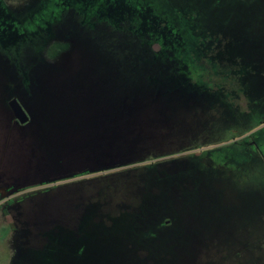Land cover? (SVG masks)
<instances>
[{
    "label": "rangeland",
    "instance_id": "1",
    "mask_svg": "<svg viewBox=\"0 0 264 264\" xmlns=\"http://www.w3.org/2000/svg\"><path fill=\"white\" fill-rule=\"evenodd\" d=\"M35 1L4 0L17 17ZM168 6L196 10L223 102L73 11L0 52V264H264L263 178L238 173L264 125V0Z\"/></svg>",
    "mask_w": 264,
    "mask_h": 264
},
{
    "label": "trees",
    "instance_id": "2",
    "mask_svg": "<svg viewBox=\"0 0 264 264\" xmlns=\"http://www.w3.org/2000/svg\"><path fill=\"white\" fill-rule=\"evenodd\" d=\"M168 4L169 0H40L25 16L16 17L0 0V52L14 62L24 46L49 40L52 28L73 9L75 13L81 11L83 17L76 15L82 25L106 23L112 30L130 34L148 48L156 45L153 58L172 62L185 88L196 93L215 94L216 100L223 102L225 96H230L231 89L224 87L226 76L208 60L212 38L203 33L205 29L198 24L195 9L191 6L171 8ZM125 22H129L128 27H124ZM260 123L262 121L257 125ZM252 140L253 150L246 154L245 149L244 154H254V170L262 172L264 125L254 133ZM259 175L264 182V174ZM258 189L256 194L262 195L264 183Z\"/></svg>",
    "mask_w": 264,
    "mask_h": 264
},
{
    "label": "water",
    "instance_id": "3",
    "mask_svg": "<svg viewBox=\"0 0 264 264\" xmlns=\"http://www.w3.org/2000/svg\"><path fill=\"white\" fill-rule=\"evenodd\" d=\"M7 104L11 110L12 116L17 120V122L25 123L28 120V116L15 97L8 100Z\"/></svg>",
    "mask_w": 264,
    "mask_h": 264
},
{
    "label": "flooded vegetation",
    "instance_id": "4",
    "mask_svg": "<svg viewBox=\"0 0 264 264\" xmlns=\"http://www.w3.org/2000/svg\"><path fill=\"white\" fill-rule=\"evenodd\" d=\"M3 2H4V0H3ZM40 2V0H36L35 1V3H33V6H31V7H29L27 10H25L24 11V13L20 16V17H23V16H25V14H27L29 11H31V10H33L37 5H38V3ZM5 3V2H4ZM6 5V4H5ZM7 7V6H6ZM8 8V7H7ZM9 9V8H8ZM9 11L14 15V13L9 9ZM70 11H73V9H69L63 16H62V18H61V21L62 20H64V18H65V15L68 13V12H70ZM73 13H74V11H73ZM77 14H78V16L80 15V16H82V13H81V11H77L76 12ZM15 16H16V14H15ZM17 17V16H16ZM83 17V16H82ZM94 18H97V16L96 17H94ZM60 21V22H61ZM59 22V23H60ZM58 23V24H59ZM57 24V25H58ZM56 25V26H57ZM56 26H54L52 29H53V31H54V28L56 27ZM254 169V167H252V168H250V169H246V170H244V171H242V172H238L239 174H249L250 176H258V174H264V171H262V172H257V171H255V170H253ZM244 177H246V176H244ZM243 177V178H244ZM260 185H261V183H259ZM1 190H2V188H0V192H1ZM2 193V192H1Z\"/></svg>",
    "mask_w": 264,
    "mask_h": 264
},
{
    "label": "crops",
    "instance_id": "5",
    "mask_svg": "<svg viewBox=\"0 0 264 264\" xmlns=\"http://www.w3.org/2000/svg\"><path fill=\"white\" fill-rule=\"evenodd\" d=\"M2 185L0 186L1 187H12L9 183H1Z\"/></svg>",
    "mask_w": 264,
    "mask_h": 264
}]
</instances>
